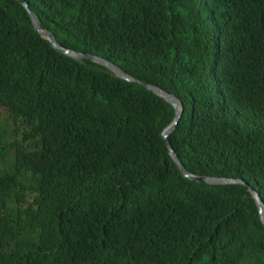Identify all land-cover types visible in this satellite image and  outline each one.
<instances>
[{
	"label": "trees",
	"instance_id": "obj_1",
	"mask_svg": "<svg viewBox=\"0 0 264 264\" xmlns=\"http://www.w3.org/2000/svg\"><path fill=\"white\" fill-rule=\"evenodd\" d=\"M66 48L175 94L188 171L264 199V0H25ZM0 264H264L249 186L185 177L175 109L0 0Z\"/></svg>",
	"mask_w": 264,
	"mask_h": 264
},
{
	"label": "water",
	"instance_id": "obj_2",
	"mask_svg": "<svg viewBox=\"0 0 264 264\" xmlns=\"http://www.w3.org/2000/svg\"><path fill=\"white\" fill-rule=\"evenodd\" d=\"M19 1L24 5V7L29 12L35 28L43 35V37L48 39L55 48L59 49L60 51H62L63 53H65L67 55L74 57L75 59H78V60L88 59V60L93 61L94 63L102 65V66L106 67L107 69H109L117 77L124 79V80H127L129 82H138L139 84L145 86L147 89L153 91L155 94L159 95L160 97H162L166 101H168L175 109V118L164 129L162 134H163V138L167 142V146H168L169 153H170L171 157L174 159V161L178 165V167L181 170V172L183 173V175L185 177L190 178V179L200 181V182H204V183H208V184L237 183V184H244V185L249 186V191H250L252 197L256 201V204H257V207L259 210V214H260V218L264 224V199L261 196V193L255 187L250 186V184L248 182H246L244 179L234 178V177L197 175V174L191 173L190 171H188L186 169V167L182 163L181 159L179 158L178 154L174 150L173 146L169 142V136L177 127V124L179 123V121L182 117L183 111H184V106H183L181 100L175 94L165 90L164 88H162L158 85H155V84H152L150 82L135 78L134 76H132L131 74L126 72L124 69H122L119 65H117L116 63L112 62L111 60H109L105 57H102V56L97 55V54L81 52V51H77L74 49L63 47L57 41V39H56V37L52 31H50L46 28H43L41 26L37 15L30 8L28 2L25 0H19Z\"/></svg>",
	"mask_w": 264,
	"mask_h": 264
},
{
	"label": "rangeland",
	"instance_id": "obj_3",
	"mask_svg": "<svg viewBox=\"0 0 264 264\" xmlns=\"http://www.w3.org/2000/svg\"><path fill=\"white\" fill-rule=\"evenodd\" d=\"M4 116H7V112L5 108L0 107V119L3 118Z\"/></svg>",
	"mask_w": 264,
	"mask_h": 264
},
{
	"label": "bare ground",
	"instance_id": "obj_4",
	"mask_svg": "<svg viewBox=\"0 0 264 264\" xmlns=\"http://www.w3.org/2000/svg\"><path fill=\"white\" fill-rule=\"evenodd\" d=\"M182 118V117H181Z\"/></svg>",
	"mask_w": 264,
	"mask_h": 264
}]
</instances>
